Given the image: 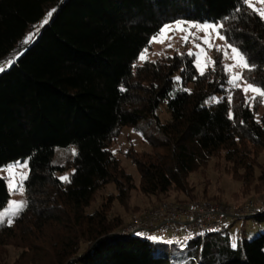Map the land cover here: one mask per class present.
I'll return each mask as SVG.
<instances>
[{
    "label": "trees",
    "instance_id": "16d2710c",
    "mask_svg": "<svg viewBox=\"0 0 264 264\" xmlns=\"http://www.w3.org/2000/svg\"><path fill=\"white\" fill-rule=\"evenodd\" d=\"M177 21L223 23L225 42L255 66L242 71L248 82L264 87V19L244 0H0V63L17 56L0 74V168L29 164L26 204L0 223V264H264V213L234 217L257 221L254 236L244 226L234 239L229 227H181L191 236L183 244L125 233L114 211L134 190L159 203L220 200L194 182L213 161L249 202L264 201V102L228 83L223 53L212 50L217 65L204 75L187 49L140 62ZM125 127L150 146L125 152L138 184L112 148ZM108 185L116 195L94 206ZM9 198L0 176V210ZM10 248L19 251L11 262Z\"/></svg>",
    "mask_w": 264,
    "mask_h": 264
},
{
    "label": "rangeland",
    "instance_id": "374dc122",
    "mask_svg": "<svg viewBox=\"0 0 264 264\" xmlns=\"http://www.w3.org/2000/svg\"><path fill=\"white\" fill-rule=\"evenodd\" d=\"M253 5L255 8L264 9V4H261L259 0H252ZM183 22H190L195 24H212L210 22L206 23H198V22H192V21H183ZM190 23H185V27L189 28L190 32L194 34L195 38H190L189 42L185 43V41L182 39L183 36H185L187 33L185 32H169L168 35L172 37L171 40L165 39L163 43L154 42L152 40V46L150 49L147 50V52H144V55L146 56V59L141 60H154L161 56H164L165 54L171 52V51H182L184 49H187L188 51H191L194 53L195 56V63L198 71L200 72V69L197 66V61L201 59V51L200 48H197V44H201V46L205 49L207 52V57H210L211 60H213L212 50L216 49V47L224 45L226 46L225 40H220L215 36V32L212 33V43L214 45L213 48L209 49L207 45L203 44V41L199 39L200 37H204L206 34L203 31H200L198 28H191ZM42 25V24H41ZM167 25H171L175 27V23H170ZM33 32L29 33L26 40L28 41L29 36H32ZM172 44V47H169V44ZM229 53L231 54V50L229 49ZM17 56L10 57L3 62L0 63V67L4 68V71L8 70L13 63L16 61ZM225 58V57H224ZM8 61H12V64L9 65ZM234 63L233 60L225 58V65H229ZM211 63L209 62L208 67L209 68ZM205 70V71H206ZM3 71V72H4ZM237 72H242L243 69L237 68L235 69ZM2 72H0L1 74ZM231 75V73H229ZM176 77H180L179 74H176ZM230 79V78H229ZM231 85V84H230ZM232 86V85H231ZM254 94L249 92L247 94V97H252ZM215 100H210L209 102H216L220 99V96H216ZM159 116L161 119L166 120L169 119V112L166 110L165 104H162L159 108ZM133 146L136 150L143 151V150H149L150 146L142 139V135L136 132L132 127H125L122 134L118 137V139L113 144L112 148L115 151V153L120 157L123 166L126 168V170L131 173L134 176V179L136 183L138 184L140 182V175L139 172L134 164L131 163L130 159L126 156L125 152L127 149ZM75 151V148H74ZM263 164H264V155L261 158ZM19 162V164L27 163L26 168H21L19 166L15 169V183L19 186H23V191H13L12 187L8 184V181L11 180L13 177L8 172V169ZM10 163L8 165L2 166L0 168V176L6 181L9 192H10V198L7 203V205L0 210V223L3 221H10V219L15 216L26 204V198H25V181L21 180V174L26 173L27 177L29 174V164L28 160H22ZM209 168L205 170V172H201L200 174H197L194 177V182L198 189H204L207 188L210 193L220 197V200H215L221 203H229V204H239V203H247L251 201L249 196H247L243 191V183L237 179H234L233 176L225 171L222 170L221 167H214L213 164ZM73 170H67L64 172H60L58 174V177L62 179V177H70ZM65 181V180H63ZM68 181V180H67ZM116 190L113 185H108L106 188L101 190L97 194L96 201L94 202V206H97L99 203L102 202V200H105L109 195H116ZM253 195V194H252ZM182 197V196H180ZM174 196H172L170 199H166L164 201H157L154 197H149L144 195L140 190H134L131 192V196L129 199V202L127 205L121 204L118 200H115L114 202V211L118 214H121L124 219L126 220V227L128 223L130 222L131 218L136 217H144L148 212L153 210L154 208L160 206L163 202H173V203H184V202H191V201H184V202H176V199H173ZM194 201H207V200H194ZM180 225V224H179ZM244 226L248 232L252 233L254 236L256 233L259 232L261 226L257 221L254 219H235V218H229L226 222V225L224 226V229L229 227V231L231 234L232 239H234L236 236V229L239 227ZM158 225L156 226V228ZM154 228L151 232H156L152 234L145 233L143 231L137 232V235L142 238H148L152 242H168L171 241V243H183L186 244L191 240V236L183 235L181 232L183 230L178 227L177 232H179V236L172 237L171 235H167L169 231H173V227L169 230H160L159 228ZM156 229V230H155ZM223 229V228H222ZM176 233V232H175ZM166 234V235H165ZM165 235L164 237H161ZM150 237H157V239L153 240L150 239ZM18 250L14 248H10L9 251V261H13L16 256L18 255Z\"/></svg>",
    "mask_w": 264,
    "mask_h": 264
},
{
    "label": "built area",
    "instance_id": "2783aa9c",
    "mask_svg": "<svg viewBox=\"0 0 264 264\" xmlns=\"http://www.w3.org/2000/svg\"><path fill=\"white\" fill-rule=\"evenodd\" d=\"M258 213H264V201L258 204H229L218 201L163 202L144 217H132L124 231H149L158 225L159 231L173 227V230L179 233L178 227H182L185 233L198 235L224 228L229 218Z\"/></svg>",
    "mask_w": 264,
    "mask_h": 264
},
{
    "label": "snow or ice",
    "instance_id": "6c2138e0",
    "mask_svg": "<svg viewBox=\"0 0 264 264\" xmlns=\"http://www.w3.org/2000/svg\"><path fill=\"white\" fill-rule=\"evenodd\" d=\"M246 4H248L249 7H252L254 11L258 13L261 19H264V9L260 8H255L253 5L252 0H244ZM261 4H264V0H259ZM51 16V12L48 14ZM45 23H47V20H45ZM185 23H190V22H183V21H177L175 27L171 25H165L164 28L161 29V32L156 36L153 37L154 42L158 43H163L165 39L171 40L172 37L168 35L169 32H185L187 33L185 36L182 37V39L185 41V43L189 42L190 38H195L194 34L190 32L189 28H186L184 25ZM191 28H198L200 31H203L206 35L204 37H200L203 41V44L207 45L209 49L213 48L214 45L211 42L212 41V33L215 32V36L220 39V40H225L228 41V37L226 34H224L221 30L225 27L223 23H212V24H195V23H190ZM29 40L32 39L31 36L28 38ZM27 42V41H26ZM169 47H172V44H169ZM197 48H200L201 51V59L197 61V66L200 69V75L205 74V70L208 67L209 62L211 63V66L213 70H215V67L217 65V61L211 60L210 57H207V52L205 49L201 46V44L196 45ZM229 49L231 50V54L229 53ZM217 51H220L223 53L225 58L231 59L234 61V63L225 65V71L228 73H231L230 79L228 81L229 84H231L234 88H238L242 90L245 95L249 92L253 93L254 95L251 97L252 100L257 101V103L264 102V87L261 86H256L253 83L248 82L247 77L245 76L244 72H237L235 69L241 68L245 69L248 71H251L254 65L250 63L248 58L246 57L245 53L237 46H235L233 43L228 42L226 43V46L221 45L216 47ZM144 52H147V49L144 50ZM189 56L194 55L191 51L188 52ZM141 60L146 59V56L144 53L141 54L140 56ZM9 65L12 64V61H8ZM155 63V61H153ZM4 68L0 67V72H3ZM177 80L180 79V77L176 78ZM185 91H189L188 89H184ZM213 100L216 98L213 97ZM231 101V96H229V102ZM219 102V101H217ZM230 119H234V116L230 114L229 116ZM19 166L21 168H26L28 165L27 163L24 164H19L17 162L16 164L12 165L9 169L8 172L12 175V179L8 181V184L12 187L13 191H23V186L22 185H17L15 183V169L16 167ZM27 179V174L22 173L21 174V180H26ZM63 180L67 181L68 177H62ZM150 239H157V237H150ZM168 243H171V241H168ZM232 247L235 248L236 244L233 242Z\"/></svg>",
    "mask_w": 264,
    "mask_h": 264
}]
</instances>
